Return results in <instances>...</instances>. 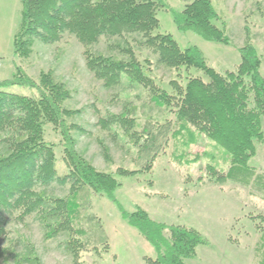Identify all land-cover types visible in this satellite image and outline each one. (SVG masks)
<instances>
[{"label": "trees", "instance_id": "obj_1", "mask_svg": "<svg viewBox=\"0 0 264 264\" xmlns=\"http://www.w3.org/2000/svg\"><path fill=\"white\" fill-rule=\"evenodd\" d=\"M20 1L21 17L13 36V53L17 58H28L36 42L55 44L72 36L83 47L87 69L104 87H115L123 81L140 87L156 106L172 111L176 123L191 126L228 153L226 171L212 164L206 166L211 179L243 184L264 179L255 176V169L249 165L257 145L264 141V78L259 73L260 56L248 31L244 45L238 49L240 62L234 70L219 72L207 64L196 46L181 48L170 34L158 32L157 11L168 9L164 0ZM171 12L179 29L191 30L207 41L229 44L225 28L217 25L219 15L211 0H191L179 11ZM112 38L122 39L125 44L121 48L124 59L92 51V45ZM137 49L147 51L153 61L141 58L135 52ZM159 65L176 71L168 87L153 79L154 67ZM191 68L201 71L205 78L185 76ZM181 75L183 83L179 82ZM12 85L27 88L28 93L9 90ZM70 98L71 91L49 72H40L35 81L15 65L12 77L0 81L2 262L12 260L18 264L26 260L41 264L36 255L24 257L8 242L9 226L24 224L30 217L39 220L45 238L66 232L68 246L74 247L79 241L75 236L85 235L80 218L87 220L82 213L90 207V196L104 195L115 200L113 193L120 182L113 173L129 175L150 170L170 133V123L155 127L147 122L130 133L128 129L134 120L127 115L100 118L98 123L103 129H126L123 131L128 140L138 143L135 163L142 166L133 170L118 168L113 173L96 169L75 148L72 131L81 128L68 119L81 110L67 107ZM48 128L59 136L57 143L47 140ZM53 184L67 185L69 195L62 198L48 194L47 189ZM120 211L122 218L155 251L154 257L144 258L145 264H185V259L192 258L196 247L204 243L194 229L156 222L142 208ZM92 219L94 216L89 217ZM261 229L258 231L262 239L255 254L258 264H264V228ZM92 232L96 237L99 234L98 243L85 241L86 248L106 242L101 226L97 225Z\"/></svg>", "mask_w": 264, "mask_h": 264}, {"label": "rangeland", "instance_id": "obj_2", "mask_svg": "<svg viewBox=\"0 0 264 264\" xmlns=\"http://www.w3.org/2000/svg\"><path fill=\"white\" fill-rule=\"evenodd\" d=\"M164 1L168 9L157 11L158 32L170 34L181 48L196 46L208 65L224 72L234 70L240 62L238 49L244 45L248 31L249 40L260 56L259 73L264 78V0H211L219 15L217 25L224 27L229 37L228 45L204 40L191 30L177 27L171 11H179L191 0ZM20 17V0H0V81L10 79L15 65H19L35 81L40 72H49L64 83L71 91L67 107L81 110L68 119L81 128L72 131L75 148L96 169L113 173L118 168L133 170L142 166L140 162L135 163L138 143L128 140L123 131L126 129H103L98 123L100 118L110 114L127 115L134 120L128 129L130 133L147 122L155 127L170 123L171 129L150 170L129 175L113 173L120 182L113 193L114 202L104 195L90 196V207L82 213V217L87 215V220L80 218L85 235L75 236L79 241L74 247L68 246L70 239L66 232L45 238L39 220L30 217L24 224L9 226L8 242L14 250L24 257L36 255L41 264H145L144 258L154 257L155 251L122 218L120 211L131 212L139 207L156 222L181 225L198 232L204 243L196 247L192 258L185 259V264H258L255 254L262 239L258 230L264 228V179L247 184L211 179L206 166L212 164L226 171L228 153L191 126L176 123L173 112L156 106L140 87L125 81L115 87H104L87 69L83 47L72 36L55 44L36 42L28 58H17L13 53V36ZM124 45L122 39L112 38L91 48L96 53L124 59L125 52L121 51ZM135 52L153 61L147 51ZM186 75L205 78L201 71L192 68ZM175 76L174 70L161 65L154 67L153 79L161 86L168 87ZM179 82L183 83V75ZM9 90L28 93L27 88L18 85L10 86ZM45 136L54 143L59 141V136L50 128ZM57 157L61 159L59 151ZM249 165L255 169V176H264V141L257 145ZM47 192L62 198L69 195L67 185L53 184ZM90 216L94 219L89 220ZM97 225L104 230L106 242L93 249L86 248L85 241L98 243L99 234L96 237L92 232ZM0 264L17 263L10 260ZM18 264L34 262L23 260Z\"/></svg>", "mask_w": 264, "mask_h": 264}]
</instances>
